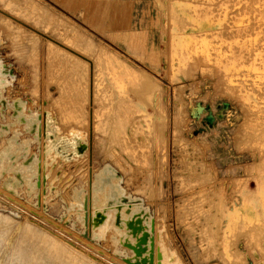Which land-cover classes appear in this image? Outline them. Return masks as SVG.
Returning a JSON list of instances; mask_svg holds the SVG:
<instances>
[{"label":"rangeland","instance_id":"1","mask_svg":"<svg viewBox=\"0 0 264 264\" xmlns=\"http://www.w3.org/2000/svg\"><path fill=\"white\" fill-rule=\"evenodd\" d=\"M0 82V264H130L89 221L108 169L183 264H264V0H0ZM45 108L87 133L53 185Z\"/></svg>","mask_w":264,"mask_h":264},{"label":"bare ground","instance_id":"2","mask_svg":"<svg viewBox=\"0 0 264 264\" xmlns=\"http://www.w3.org/2000/svg\"><path fill=\"white\" fill-rule=\"evenodd\" d=\"M197 51H198V48H197ZM188 57H189V55H188ZM31 113H30V115H28V117H33L35 115L34 112H31ZM40 114L39 115L41 116V124H42V129L41 130L42 131H41V135L40 134L39 135L41 136V139L43 138L42 139V146H41L43 151L41 152V161H40L41 162V166L40 167L44 166L46 168L45 171H44L45 172L44 176H46V178L49 176L48 179H47V180H49L51 174L59 166L63 167L64 165L69 164V163H76V162L79 161V159H83V158L86 157L85 155H86L87 149L85 147V143H87V140H86L87 133L83 129H77V128H73V127H70L66 132H63L59 128V123H58V120H57L56 116L54 115V113L50 109H46V110L42 111V113H40ZM41 139H40V142H41ZM29 144H30V139H26L25 145H23V147H22L23 149H21L20 147H17V150L13 153V155H16V156H17V154H19V155L22 154L23 155L24 154L23 151L28 149ZM40 145H41V143H40ZM15 146L16 145L9 144V145H7V149L8 150H14ZM5 150H6V148H5ZM39 153H40V151H39ZM5 154H6V152H3L2 155L0 156V167L4 166ZM48 165L49 166L51 165V169L50 170L48 169V167H49ZM32 174L33 173L30 172L29 168H28L27 169L28 177L32 176ZM41 177H43V173L42 172H41ZM39 178H40V176H39ZM96 178H97V180H96L97 184H96V187H93V190H92L93 206L97 205V206H95V208H100V206L103 204V201H104L105 197L110 192H113V194H115V192L116 193H118V192H123L124 193V189L119 184V179L120 178L117 175H115V173H114V171L112 169H108L104 173H100V174L96 175ZM29 181L31 182L30 179H29ZM50 181H51V185H53V183H54L53 179L50 180ZM50 181H46L47 184H49ZM30 182H29V185L31 184ZM56 184H58V183H56ZM47 188L48 187L45 188L46 192L49 190ZM50 188H51V186H50ZM30 189L33 190L34 188L31 187ZM0 190L2 191V193L5 192L4 194H7V196L10 199H13L15 201L20 202L17 197L12 195V193H10V192L8 193L5 189H0ZM14 192H17V188L15 189ZM33 192H34V190H33ZM82 195H83L82 194V190H79V189L75 190L73 196L70 198V201L68 203L69 204L68 207L72 208L74 206L75 207L77 206V207L80 208L81 205H79V204H80V200H81V196ZM27 208H29V207L27 206ZM34 212H36V211H34ZM79 212H81V210ZM162 221L163 220H161V223H160L158 221V219L156 218L154 223H153V226H152L151 234L154 231V233L152 235L153 264H155L154 253H155L156 249H158L159 253L161 254L160 264H183L181 259H180V256L178 255V253L175 250L169 248L167 246L166 242H165V231L166 230H165V226L163 224L164 222H162ZM60 227L62 228V226H60ZM95 229H97V230H95V233H94V235L96 237H100V236H103V235H108V233L110 232L111 235H112V240L113 241H116L117 237H121L120 233L121 234L124 233V232L119 231L120 229L116 230V228H115V226L113 224L111 209H107L106 210L103 222H101L99 225H97V227H95ZM63 231L65 233H67V232L71 233L73 236L71 234L68 235V233H67V235L68 236H72V237L75 236L76 238L75 237L74 238L77 239V241H79L85 247L90 248V249H98L88 239H85V238L83 239V237L81 238L78 235H76L75 233H73V232H71L69 230H66L65 228H63ZM3 233H4V231H3ZM15 238H16V236H15ZM5 249H6V247H5ZM33 256H36V255H33ZM112 258H110V259H112V261L113 260H114V262L117 261L116 259H114V257H112ZM32 259H33V257H32ZM1 262H2V259L0 258V263ZM118 262L120 264H125V263H123L121 261H118Z\"/></svg>","mask_w":264,"mask_h":264},{"label":"water","instance_id":"3","mask_svg":"<svg viewBox=\"0 0 264 264\" xmlns=\"http://www.w3.org/2000/svg\"><path fill=\"white\" fill-rule=\"evenodd\" d=\"M115 192V191H114ZM100 208H95L91 220L94 226L103 222L105 211L109 208L112 211L113 224L120 233L119 242L130 248L132 254L123 259L130 264H153V246H152V218L145 205L142 204L138 196H131L123 192L113 194L110 192L103 201ZM97 205H94V207ZM133 206L134 208H131ZM85 205H81L84 209ZM116 211H113V210ZM121 209H123L121 211ZM125 213V217L122 216ZM83 223L85 217L82 216ZM123 237V238H122ZM155 264H160L161 254L158 249L154 253Z\"/></svg>","mask_w":264,"mask_h":264},{"label":"crops","instance_id":"4","mask_svg":"<svg viewBox=\"0 0 264 264\" xmlns=\"http://www.w3.org/2000/svg\"><path fill=\"white\" fill-rule=\"evenodd\" d=\"M51 110V109H50ZM52 111V110H51ZM58 120V119H57ZM63 128V127H62ZM55 172H56V170H54ZM54 176V172L51 174V176H50V178H49V180L48 181H50L51 180V178Z\"/></svg>","mask_w":264,"mask_h":264}]
</instances>
